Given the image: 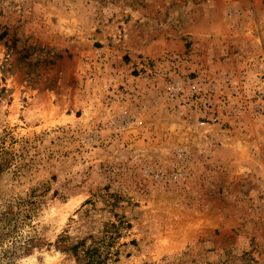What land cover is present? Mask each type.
<instances>
[{
  "label": "rangeland",
  "instance_id": "obj_1",
  "mask_svg": "<svg viewBox=\"0 0 264 264\" xmlns=\"http://www.w3.org/2000/svg\"><path fill=\"white\" fill-rule=\"evenodd\" d=\"M0 160V264H264V0H0Z\"/></svg>",
  "mask_w": 264,
  "mask_h": 264
},
{
  "label": "trees",
  "instance_id": "obj_2",
  "mask_svg": "<svg viewBox=\"0 0 264 264\" xmlns=\"http://www.w3.org/2000/svg\"><path fill=\"white\" fill-rule=\"evenodd\" d=\"M4 167H5L4 164L0 160V171ZM23 207L26 211V214L24 215L23 220L26 222V219H31L32 214L34 213L36 209L35 200H22L21 202H18L17 204L10 205L9 210L4 211L0 214V243H4L5 241H7L8 243H11L12 245L16 246L17 235L15 234L18 232V225L21 224V222L23 221L21 220L19 222L20 220L19 215L22 214ZM11 226H13L12 229H11ZM109 239L111 240L113 238L111 237ZM27 244L28 242H26L24 245H27ZM7 253L8 252L5 251L4 255H6ZM108 255L110 256V254ZM108 255L102 258L99 253L93 252V254L88 257V260H86L84 264H102L105 261V258L107 259Z\"/></svg>",
  "mask_w": 264,
  "mask_h": 264
}]
</instances>
